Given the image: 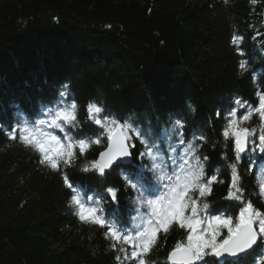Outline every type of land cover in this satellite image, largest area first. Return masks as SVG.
Segmentation results:
<instances>
[{"label":"trees","instance_id":"trees-1","mask_svg":"<svg viewBox=\"0 0 264 264\" xmlns=\"http://www.w3.org/2000/svg\"><path fill=\"white\" fill-rule=\"evenodd\" d=\"M234 36L243 37L239 45ZM65 85L66 98L59 95ZM257 92H264V0H0V264H134L118 252L120 245L110 246L104 229L80 221L71 203L76 192L89 207L99 201L98 215L118 227L137 220L126 170L106 171V177L81 171L99 147L61 167L74 192L6 130L25 120L35 129L38 119H47L42 113L65 100L78 106L80 128L73 135L103 132L86 119L87 104L95 102L102 115L152 129L167 155L171 124L180 120L186 142L194 133L206 137L197 141L201 158L208 157L205 172L218 169L217 181H224L213 185L208 199L216 214L231 216L238 210L224 197L233 141L226 147L222 131L234 100L257 105ZM243 126L258 128L259 120L253 116ZM171 145L184 146L178 136ZM249 156L256 160L251 173ZM263 169L259 152L248 153L239 166L244 195L261 211ZM107 187L118 190V205L109 202ZM181 238L179 230L162 235L148 264H168Z\"/></svg>","mask_w":264,"mask_h":264},{"label":"snow or ice","instance_id":"snow-or-ice-1","mask_svg":"<svg viewBox=\"0 0 264 264\" xmlns=\"http://www.w3.org/2000/svg\"><path fill=\"white\" fill-rule=\"evenodd\" d=\"M252 2L255 3V0ZM242 39L234 36L232 42L239 45ZM240 54L243 55L242 52ZM239 67L247 71L245 61H241ZM64 87L65 90L59 95L66 98L67 85ZM256 97L258 104L253 106H247V102L236 98L235 107L229 109L225 117L227 122L222 131L226 147L229 140L233 141L234 161L228 165L230 183L224 197L232 201V207L238 210L231 216L216 214L217 210L212 209L208 199L213 193V185L224 181H217L218 169L211 175L205 172L208 157L201 158V145L197 141H206V137L194 133L192 139L186 142L183 133L178 131L183 129L180 120L171 124L169 147L174 155L167 160L161 154L159 136H154L152 129L144 131L128 121L121 123L102 115L104 108L95 102L87 104L86 119L103 132L92 129L87 137L79 132L73 135L74 130L80 128L78 106L75 102L61 100L59 105L63 106L55 110L49 108L42 113L47 119H38L35 129L27 126L25 120L23 126L6 130V135L9 140H18L38 152L40 162L61 173L65 186L74 192L69 176L61 172V167L73 166L77 159L86 156L93 145L101 150L81 168L82 172H94L106 177L110 174L106 172L109 169L127 171L124 177L126 188L135 193V200L132 201L136 205L135 219L140 221L131 228L126 221H121L118 227L116 221L98 215L103 211L99 201L95 202V207H85L78 192L71 200L80 221L104 229L105 238L112 241L110 246L117 249V245H120L118 252L124 253L125 260H131L134 264H148L146 257L157 246L160 237H166L172 230H179L182 238L169 251L168 264H264V211L257 209L245 197L239 172L240 162L246 154L259 152L264 155V92H257ZM253 116L259 120L258 128L243 126ZM43 127L56 134L42 130ZM60 133L65 135L61 136ZM176 136L180 145L186 144L182 154L171 145V139ZM137 142L142 149L137 147ZM255 164L256 160L249 156V173ZM117 192L114 187L106 188L107 195L111 197L110 203L118 205ZM257 195L264 199V182L258 184ZM116 259L119 261L121 257L117 255Z\"/></svg>","mask_w":264,"mask_h":264}]
</instances>
